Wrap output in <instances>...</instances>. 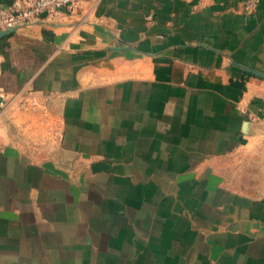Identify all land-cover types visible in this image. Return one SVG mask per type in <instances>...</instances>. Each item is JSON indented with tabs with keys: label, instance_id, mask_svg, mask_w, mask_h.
<instances>
[{
	"label": "crops",
	"instance_id": "1",
	"mask_svg": "<svg viewBox=\"0 0 264 264\" xmlns=\"http://www.w3.org/2000/svg\"><path fill=\"white\" fill-rule=\"evenodd\" d=\"M0 264H264V0H85L1 37Z\"/></svg>",
	"mask_w": 264,
	"mask_h": 264
},
{
	"label": "built area",
	"instance_id": "2",
	"mask_svg": "<svg viewBox=\"0 0 264 264\" xmlns=\"http://www.w3.org/2000/svg\"><path fill=\"white\" fill-rule=\"evenodd\" d=\"M85 0H18L13 7L0 8V32L43 19L55 10L74 11ZM252 6L257 0H245Z\"/></svg>",
	"mask_w": 264,
	"mask_h": 264
},
{
	"label": "water",
	"instance_id": "3",
	"mask_svg": "<svg viewBox=\"0 0 264 264\" xmlns=\"http://www.w3.org/2000/svg\"><path fill=\"white\" fill-rule=\"evenodd\" d=\"M15 28H11V29H7V30H4V31H1L0 32V38L3 37L4 35H6L7 33L13 31Z\"/></svg>",
	"mask_w": 264,
	"mask_h": 264
}]
</instances>
